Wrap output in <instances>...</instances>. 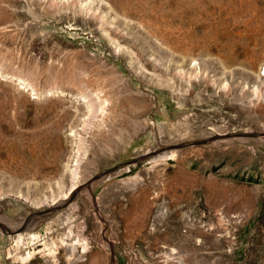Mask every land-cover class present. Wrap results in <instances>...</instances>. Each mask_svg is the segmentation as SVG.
I'll use <instances>...</instances> for the list:
<instances>
[{"label": "rangeland", "instance_id": "1", "mask_svg": "<svg viewBox=\"0 0 264 264\" xmlns=\"http://www.w3.org/2000/svg\"><path fill=\"white\" fill-rule=\"evenodd\" d=\"M263 65L264 0H0V264L21 223L22 264H264ZM69 227L88 252H40Z\"/></svg>", "mask_w": 264, "mask_h": 264}, {"label": "bare ground", "instance_id": "2", "mask_svg": "<svg viewBox=\"0 0 264 264\" xmlns=\"http://www.w3.org/2000/svg\"><path fill=\"white\" fill-rule=\"evenodd\" d=\"M261 75H264V65H263V68L261 69ZM92 101L93 102L94 101L99 102L98 105H96V107L98 106V108H96V109L94 108V110H95V117L94 118H96V120L98 122H100V124H105L107 126L110 124H113L114 122H116L115 120L117 118H119V116L121 115L119 108H111L109 106V103L107 102V99H104L99 95L94 96L92 98ZM127 109H128L127 116L125 118L127 119L128 124H130V127L131 126L134 127V125L138 124L137 120L139 118L138 116H140V115H137L138 111L134 108L133 109L127 108ZM94 110H93V112H94ZM120 117H122V116H120ZM142 123H143L145 128H147V129L150 128L149 123H147V120H143ZM108 128H111V127H108ZM151 128L153 129V130L150 129V130H152L151 133H153V140L150 142L158 143L159 138L157 139V137H159V136L157 134L164 133V129L161 127V128H159V131H157L156 129H154V126H151ZM131 129H133V128H131ZM150 142H147L144 146H147ZM174 146H175V144L171 145V147H174ZM168 155L170 157H174V155H175L174 150L173 149L170 150ZM166 156L167 155L160 156L156 159H152L151 163L159 161V160H161V161L165 160ZM109 174H107V175H109ZM139 176L140 175H136L133 180H135V179L137 180V178ZM101 180H104V179H100L98 182H100ZM82 184H83V182H82ZM80 185H81V179L78 175V172H76V170H75V173L72 176V182H71V186L69 187V189L65 192V194L61 197V199L58 202H56V200H52L50 202V206L48 207V209L52 208V210H54L57 206H61L64 203H68L71 198L77 197L78 194L80 195L82 192V190H80ZM71 207L73 208L72 204H71ZM244 219H246L245 215H242V214H236L234 216H230L228 214H225L224 216H222L221 213H219V219H218L216 225L215 226L211 225L210 228L213 229L215 232L221 230L223 232V237H225L227 239L230 237L231 232L229 233L230 230H228L226 226L227 225L232 226L235 223L243 222V221H245ZM223 225H225V228ZM10 227H11L10 228L11 232H13V233L18 232L20 234L15 235L13 237V243L12 244H13V250L15 253L13 254L12 251H10L9 254H10V257L13 261L22 264L25 261L29 260L31 258V256L34 254V252H35V250H34L35 246L34 245L36 244L37 240L41 242V236H40V234H38L39 232H34V229H31V228L27 229L28 227L25 228V226L22 223L19 225H13V226L10 225ZM68 230H69L68 233L70 235L69 238H68V233H62L61 236H57L56 238L52 237L50 239L49 243L42 241L43 242V249H41L40 252L46 253L50 257H53L54 254L57 252V250L60 247H62L63 245H66V246L70 247L71 249L73 247H77L78 250L81 249L82 252H85V253L88 252L87 248L89 246L87 245L86 238L81 235L80 230L78 229L77 231H74L70 227L68 228ZM230 239H227L226 241L229 242ZM164 257L165 258L163 260V263L184 264L183 257H181L179 255L168 254Z\"/></svg>", "mask_w": 264, "mask_h": 264}, {"label": "water", "instance_id": "3", "mask_svg": "<svg viewBox=\"0 0 264 264\" xmlns=\"http://www.w3.org/2000/svg\"><path fill=\"white\" fill-rule=\"evenodd\" d=\"M114 171H113V169L111 168V169H109L108 171H106V173H113Z\"/></svg>", "mask_w": 264, "mask_h": 264}]
</instances>
